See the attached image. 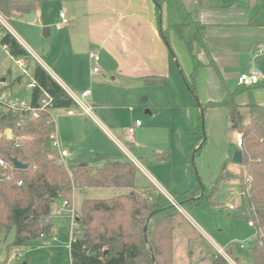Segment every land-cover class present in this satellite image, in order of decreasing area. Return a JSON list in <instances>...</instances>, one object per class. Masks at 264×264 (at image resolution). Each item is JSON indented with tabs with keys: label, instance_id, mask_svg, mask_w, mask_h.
Segmentation results:
<instances>
[{
	"label": "rangeland",
	"instance_id": "obj_1",
	"mask_svg": "<svg viewBox=\"0 0 264 264\" xmlns=\"http://www.w3.org/2000/svg\"><path fill=\"white\" fill-rule=\"evenodd\" d=\"M211 2H220L227 6L232 3L234 9H231L230 13L238 15H243L238 9H248L252 12L259 9L258 12L261 13L258 22L264 24V0ZM48 9L53 17L58 15L57 6L53 3ZM10 20L11 18H9L11 28L41 59V48L44 44L53 43L57 33L52 38L45 39L42 28L37 37L30 28H22L19 21ZM175 53L178 61L173 60L170 52L172 67L171 74L168 75V88L147 86L140 80L126 79L115 82L110 76L102 78L100 75L99 78V75L93 74L94 65L89 62V57L86 60L80 59L75 71L77 87L72 91L79 97L86 90L92 92V96L85 101L93 104V117L83 113L77 106L53 111L57 125V140L69 154V157L64 159L57 154L58 162L69 169L73 165L92 159L109 158L125 161L131 156L141 164L142 171H138L136 177L137 186L140 189L146 187L151 194L160 193L158 188L149 183L144 173L148 172L174 201V196L183 194L198 181L208 188L214 186L222 173V166L228 162L227 179L221 183L210 202L181 207L175 201L180 210L176 212L178 218L173 234V264H202V259L206 255L212 256L213 259L222 258L228 262L227 264H232L217 253V248L211 241L221 247L235 264H250L251 255L238 247L240 243L252 242L256 236V232L248 227L247 221L241 215L244 207V189L238 181L241 169L233 162L235 151L239 149L238 133L229 122L225 108L208 106L209 102H205V91L197 86V96L192 94L182 75L184 73L186 77L190 76V72L186 70V59L189 61L187 53L186 59L179 50H175ZM252 56V53L240 55V65L226 71L233 74L225 78L230 91L237 88L236 74H247L252 69L260 70L264 74V59L254 60ZM44 63L54 67L48 58ZM60 63L66 71L72 72L70 60L62 59ZM3 73L8 80L20 81V97L27 99L31 93L27 88L30 79L24 76L21 69L9 58L0 59V80ZM223 89L225 90L224 86L221 90ZM248 94L242 93L238 97L247 100ZM253 95L255 102L263 104L264 86L254 89ZM144 98H147L146 102ZM201 107H204L203 113ZM69 110L75 112V117H68ZM241 111L243 122L247 124L249 110L242 108ZM202 118L205 122L207 142L193 160L195 149L191 134L193 128L201 125ZM136 121H140L142 126L135 128L136 133L131 136L128 129ZM114 139L127 148L129 157L122 153ZM96 165L102 166L103 161H97ZM103 192L101 197H114L112 191ZM85 197V193L82 195L79 191L72 195L70 203L78 215ZM87 197L95 196L89 193ZM62 204L61 200L53 203L54 215ZM230 205L236 206L234 212L229 211ZM52 221L55 239L41 238L36 246L27 249L11 246L15 236L14 228L2 233L0 264H71L69 247L72 220L69 216H53ZM14 251L22 252L19 260L13 256Z\"/></svg>",
	"mask_w": 264,
	"mask_h": 264
},
{
	"label": "trees",
	"instance_id": "obj_2",
	"mask_svg": "<svg viewBox=\"0 0 264 264\" xmlns=\"http://www.w3.org/2000/svg\"><path fill=\"white\" fill-rule=\"evenodd\" d=\"M154 3L156 23L169 50L172 51L169 39L173 33L190 55L192 74L189 77L182 75L189 90L197 96L196 79L200 68L211 67L220 75L202 37L207 26L199 21L196 13L186 8L183 0H154ZM36 5L30 1L0 0V13L7 19L21 17ZM248 25L260 27L255 18ZM0 43L7 45L13 56L27 61L39 86L55 98V109L76 106L58 82L30 58L10 33ZM202 54L208 59L207 65L200 60ZM173 56L176 59L174 53ZM144 82L147 86L169 87L166 77H147ZM263 86L264 80L253 86H239L232 92L227 90L222 101L208 104L213 108H225L232 127L243 137V162L237 164L241 169L238 181L244 189L245 180L251 177L252 187L249 196L243 195L241 215L247 223L254 221L256 229L261 231L253 240L250 264H264V105L250 101L246 106H240L236 99L246 92L251 96L254 89ZM40 95L39 88L32 91V105H37ZM242 108L249 109L247 124L243 122ZM201 109L203 113L204 107ZM22 120H26L25 125L18 127ZM8 129L12 131L13 139L7 138ZM56 130V123L49 121L47 113H41L33 121L25 115L10 112L0 115V159L11 163L16 158L27 166L26 170L3 171L0 168V235L14 228L12 247H34L41 238L53 237L51 216L55 201L70 202L75 191L122 190L126 192L110 199H85L82 202L79 215L82 235L70 244L71 264H173V234L178 209L161 192L151 194L146 187L140 189L137 186L139 169L129 159L97 158L66 168L58 162L52 149V135ZM191 136L193 148H199L196 157L207 142L201 125L193 128ZM17 139L21 141L19 148L14 146ZM99 160L103 161L102 166L96 165ZM228 170V162H225L214 186L208 188L198 181L183 194L174 196L175 201L181 207L210 202L227 179ZM227 263L217 258L209 264Z\"/></svg>",
	"mask_w": 264,
	"mask_h": 264
},
{
	"label": "crops",
	"instance_id": "obj_3",
	"mask_svg": "<svg viewBox=\"0 0 264 264\" xmlns=\"http://www.w3.org/2000/svg\"><path fill=\"white\" fill-rule=\"evenodd\" d=\"M14 1L35 2L37 5L32 11L35 12L36 17L33 23L26 21L23 16L14 17L11 18V20L14 19L19 21L22 24V28H30L34 35H37V37L42 28H50L48 37L45 38L43 36L45 39L52 38L54 34L57 33L56 39L53 43L44 44L41 48V59L46 61V58H48V60H50V63L54 66L53 68L48 63L45 64L44 60L42 61L46 66L47 72L56 80V82H58V84L70 91L77 87L75 71L79 66L78 61L82 58L86 60L88 57L89 62L94 65V68H100V72L98 73H94L93 71V74L99 75V78L101 75L102 78L110 76L115 82L116 80L123 81L126 79L140 80L144 82L147 77L158 76L168 78V75L171 74L172 57H174H171L170 52H172V55L174 52L176 56V59L173 58V60L178 61L175 50H179V52L184 55V59H186L185 53H187L189 61L186 59V70L190 72V75L192 74L193 65L190 55L178 37L173 33L170 34L169 41L172 51L169 50L168 46L163 41L156 23V5L154 0ZM211 1L212 0H183L186 8L189 11L196 13L199 21L207 26V29L202 33V37L221 75H218L211 67L200 68L196 79V88L198 86L200 89L205 91V102L217 103L222 101L227 90L230 91L226 86L225 78H229L233 74L226 73V71L234 69L240 65V55L252 53L254 60L264 59V56H262V58H255L257 50L264 47V24L258 22V16L261 13L258 12L259 9L256 12H252L248 9L237 8L238 12L243 14L238 15L237 13H230V10L234 9L232 8V3L227 6L220 3L221 1L219 3H212ZM51 3L56 5L59 11L58 15L56 14L55 17L50 14L48 9ZM61 12H65L67 15V18L70 21L69 25L64 26L61 23ZM163 12L165 13L164 9ZM254 17L256 23L260 27L248 25L250 20ZM7 20L9 23V19ZM1 30L0 25V31ZM91 51L99 54L100 61L98 63L91 60ZM1 57L7 58L4 54L0 55V59ZM62 59H68L71 61L72 72L66 71L65 68L60 65V61ZM200 60L203 64H208V59L205 54L200 55ZM51 69L56 72L58 76ZM31 70L32 69H30V71ZM239 76L240 75L236 74L237 88L239 87ZM0 81L6 82L5 91L8 92L13 99H31L32 92L28 95L27 99L20 97V81L13 79L8 80L4 73L1 75ZM223 86L225 87V90H221ZM87 91L90 90L84 91L81 96ZM215 91H217L216 94ZM91 96L92 92L88 98ZM239 97H237L236 101L240 106H246L250 101H253L258 105H264V103L261 104L254 101L253 93L251 96L248 94L247 100L240 99ZM67 115L68 117H75L76 114L74 112L73 115H69L67 112ZM135 133L136 130L134 134ZM238 136L239 135H237V137ZM114 142L118 145V147L123 146L115 139ZM61 149L64 150L62 147ZM66 157H69L68 152ZM74 166L76 165H73L71 168ZM138 169L139 171H142L140 163ZM144 173L148 177L147 179L149 183L152 184L153 180L157 185H159L152 175L148 172ZM105 190L112 191L114 196L123 193L122 190L116 189H90L86 191H79V193L82 195L85 193L86 195L82 202L85 199H110L101 197L103 196L101 193ZM89 193H92L95 197H87ZM53 216L58 215L57 212L54 215L52 209L51 223L54 226L52 221ZM53 229L55 230L54 227ZM211 243H213L215 247H219L215 245L213 241H211ZM192 255L193 252L191 251L190 256ZM211 260H213L212 256L206 255V257L202 259V264H209Z\"/></svg>",
	"mask_w": 264,
	"mask_h": 264
},
{
	"label": "built area",
	"instance_id": "obj_4",
	"mask_svg": "<svg viewBox=\"0 0 264 264\" xmlns=\"http://www.w3.org/2000/svg\"><path fill=\"white\" fill-rule=\"evenodd\" d=\"M60 19H61V23L64 26L69 25L70 21L67 18V15L65 14V12L60 13ZM0 25L3 27L2 30L0 31L1 39L5 37L7 33H10L20 43V45L27 51L30 58L36 63H38L39 65H41L47 71L46 66L42 62V60H40L39 57L35 54V52L25 42H23L20 39V37L16 34V32L9 25L8 20L1 13H0ZM2 54H4L7 58L12 60L21 69L22 74L24 76H27L30 79L29 83L27 84V88L31 90V92L34 89L39 88L41 90V95H40V98L36 106L31 104V99L30 100H15L11 97V95L8 92L5 91L6 82L0 81V115H2L3 113L10 112L14 115H18V114L25 115L27 116V118H29V120L33 121V120L38 119L41 113H47L49 114V121L51 120L55 122V119L53 117V111L55 110V106H56L55 98H53L44 89H42L39 86L37 80L34 78L32 72L30 71V67L27 64V61L23 58H17L13 56L9 50V47L5 44L0 43V55ZM262 56H264V47L258 49L257 52L255 53V58H262ZM90 58L95 63H98L100 61L99 54H97L94 51L90 52ZM93 71L94 73H98L100 72V68L95 67ZM263 80H264V74H262L260 70L252 69L249 72H247V74H241L238 77V84L239 86L247 87V86H253V85L259 84L263 82ZM62 88L71 97L75 105L83 111V113H85L86 115L90 117L91 116L93 117V106L85 101L91 95V91H87L82 96L79 97L74 92L66 89L65 87H62ZM68 114L73 115L74 111L69 110ZM25 123H26V120L20 121L18 123V127H23ZM141 126H142V123L140 121H136L133 124V126L128 129V133L130 135H133L135 132V128H138ZM10 132H11V136L9 139H13L12 131L10 130ZM243 144H244L243 137L239 135L237 139V145L241 151L243 148ZM14 146L15 148H19L21 146V141L17 139L14 142ZM120 148L129 157V152L127 148H125L124 146H120ZM52 149L55 155L57 156L58 154L62 159L67 156V152L61 149V145L57 140L56 134L52 135ZM128 159L131 160L137 167L139 166V163L135 158L130 156ZM0 168L3 171L15 169L12 162L8 163L7 161L3 159H0ZM251 181L252 180L250 177V178H247L244 182L245 184L244 194H243L244 196H249V193L252 187ZM152 184L156 188H158V190L162 194H164L177 209L180 210V207L178 206V204L173 200V198H171V196L168 194L166 190H164L159 185H157L153 180H152ZM235 210H236V206H233V205L229 206V211L234 212ZM57 215L58 216H69L71 218L72 221L70 224V229H71L70 244L72 242H75L82 235V226L79 223V215L77 214L73 205L69 201L64 200L62 207L59 208L57 211ZM247 224L250 229L252 228L253 231L256 232L255 237H257V235L261 233V231L256 229L254 221H251ZM53 238L55 239V235L53 236ZM252 243L253 241L248 242V243H240L238 247L240 250L245 251L249 255H251L252 249H253ZM216 248H217V252L219 255L224 257L227 261L231 262L232 264H235V262H233L228 257V255L222 248H219V247H216ZM13 256L15 257L16 260H19L22 257V252L14 251Z\"/></svg>",
	"mask_w": 264,
	"mask_h": 264
},
{
	"label": "water",
	"instance_id": "obj_5",
	"mask_svg": "<svg viewBox=\"0 0 264 264\" xmlns=\"http://www.w3.org/2000/svg\"><path fill=\"white\" fill-rule=\"evenodd\" d=\"M35 17H36V14L33 11L23 15V18L26 21H28L29 23H33L35 21ZM48 32H50V28L47 27V28L43 29V36L45 38L48 37ZM146 100H147V98H144V102H146ZM148 113H150V112H148ZM201 128H202L203 133L206 135L204 118H202ZM6 135H7V138L9 139L11 136L10 130H7ZM198 149L194 150V152H193V160L195 158V154H196V151ZM233 162H235L236 164H241L243 162V153L240 149L235 151ZM12 164H13L14 168L17 170H26L27 169V166L25 164H23L22 162H20L16 158L12 159ZM202 191H204V189ZM24 264H27V263H24Z\"/></svg>",
	"mask_w": 264,
	"mask_h": 264
}]
</instances>
